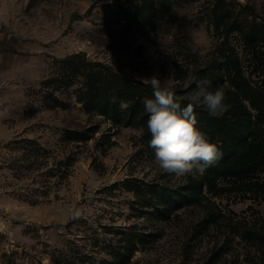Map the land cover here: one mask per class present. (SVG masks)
Instances as JSON below:
<instances>
[{
	"label": "rangeland",
	"instance_id": "374dc122",
	"mask_svg": "<svg viewBox=\"0 0 264 264\" xmlns=\"http://www.w3.org/2000/svg\"><path fill=\"white\" fill-rule=\"evenodd\" d=\"M211 1L171 0L157 27L132 35L123 14L130 0H0V264H53L58 252L92 250L104 225L158 235L130 264H264L260 248L236 234L264 224V202L204 192L201 205L166 221L139 214L127 180L179 187L200 174L164 173L138 126L87 114L62 62L79 54L183 92L222 42L264 88V45L241 37L264 28V0H219L221 25L208 17ZM86 128L95 130L90 140L68 139Z\"/></svg>",
	"mask_w": 264,
	"mask_h": 264
},
{
	"label": "trees",
	"instance_id": "16d2710c",
	"mask_svg": "<svg viewBox=\"0 0 264 264\" xmlns=\"http://www.w3.org/2000/svg\"><path fill=\"white\" fill-rule=\"evenodd\" d=\"M170 5L171 0H130L123 11L125 32L135 35L157 27ZM208 10L212 24L221 25L227 18L219 0H212ZM109 33L124 34L111 29ZM241 37L249 46L264 45V28L251 26ZM222 46L221 42L213 62L195 73L197 82L207 79L211 82L210 90L220 89L226 96L227 110L217 115H210L203 106L195 107L197 127L206 133L210 142L218 145L222 156L197 178L189 176L183 186L127 180L124 185L140 203L136 211L141 215L166 221L182 208L201 205L204 192L213 196L236 192L244 199L264 202V88L252 84L244 74L238 54ZM62 62L66 66V80L76 85L73 90L75 102L87 114L103 117L113 124H134L141 129L142 139L149 145L148 114L142 101L153 96L150 83L137 81L119 69L87 60L79 54L69 55ZM197 82L191 83L183 92L174 91L181 107L188 103L187 96L196 88ZM61 104L57 102V105ZM94 131V128H86L66 134L70 140L86 142ZM102 230L104 237L97 234L92 238V250L70 248L52 256V263L130 264L136 251L152 244L158 237L136 225L126 228L104 225ZM236 234L260 248L264 256V224ZM94 249L95 253L103 251L105 257L98 260L91 252Z\"/></svg>",
	"mask_w": 264,
	"mask_h": 264
},
{
	"label": "clouds",
	"instance_id": "9594fccd",
	"mask_svg": "<svg viewBox=\"0 0 264 264\" xmlns=\"http://www.w3.org/2000/svg\"><path fill=\"white\" fill-rule=\"evenodd\" d=\"M174 77V73L169 79ZM150 83L152 98L142 103L148 114L147 129L151 135L149 147L154 150V163L167 174L182 177L188 174H203L222 156L216 143L210 142L201 131L195 107L203 106L210 115L227 110L225 93L210 90V81L201 79L188 96V103L181 107L179 99L169 87H163L157 75L138 78Z\"/></svg>",
	"mask_w": 264,
	"mask_h": 264
},
{
	"label": "crops",
	"instance_id": "0c3cea01",
	"mask_svg": "<svg viewBox=\"0 0 264 264\" xmlns=\"http://www.w3.org/2000/svg\"><path fill=\"white\" fill-rule=\"evenodd\" d=\"M0 129H2V124H1V122H0Z\"/></svg>",
	"mask_w": 264,
	"mask_h": 264
}]
</instances>
